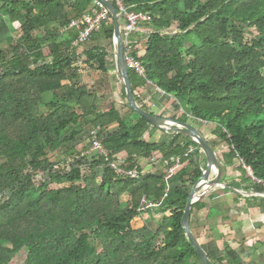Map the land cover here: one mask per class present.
Wrapping results in <instances>:
<instances>
[{"label":"trees","instance_id":"1","mask_svg":"<svg viewBox=\"0 0 264 264\" xmlns=\"http://www.w3.org/2000/svg\"><path fill=\"white\" fill-rule=\"evenodd\" d=\"M93 1L0 0V264L16 256L10 243L28 249L26 264H202L182 226L187 185L203 172L189 149L200 146L182 133L147 139L158 128L128 102L125 114L116 103L100 106L114 83L110 53L94 41L113 40L112 16L78 46L79 30H62ZM122 1L148 17L141 22L149 30L145 50L136 42L131 53L144 73L129 68L138 103L153 112L151 101L172 96L173 109L185 110L178 120L214 125L217 139L208 141L215 149L228 145L224 166L240 161L264 180V0ZM249 28L257 35L249 38ZM81 63L102 74L92 86L80 78ZM122 97L127 101L123 83ZM98 127L110 156L125 152L130 167L154 154L181 157L183 166L168 181L162 168L120 177L104 159H94L85 174L81 161L55 168L52 153L81 154L77 143ZM143 197L161 200L155 211L162 217L134 229Z\"/></svg>","mask_w":264,"mask_h":264},{"label":"crops","instance_id":"2","mask_svg":"<svg viewBox=\"0 0 264 264\" xmlns=\"http://www.w3.org/2000/svg\"><path fill=\"white\" fill-rule=\"evenodd\" d=\"M137 34L138 32L135 39L138 37ZM140 47L141 43L137 45V48ZM144 50L145 46L143 50L139 49L141 53ZM152 129L146 136L151 134ZM164 133L162 131V134ZM204 136L206 137L205 134ZM85 142L86 139L79 141L76 149H83L87 144ZM218 148L228 150L229 147L226 143H220L216 150ZM189 150L197 165L202 170L205 169L207 167L205 154L201 150L198 152L195 147H190ZM119 156L126 158L127 154L123 152ZM219 158L222 184L215 186L196 201L199 205L192 214V231L215 264H264V185L256 183L250 176L248 168L240 161L236 160L224 166L220 155ZM138 163L144 168L150 167L144 157L139 158ZM159 167L163 169L161 164H158L156 169H160ZM212 176H215V173ZM187 188L191 192L193 187L187 185ZM143 216L147 219L138 222L140 217H137L134 220L132 224L134 229H141L148 223L149 216L145 214ZM134 224L138 227L135 228Z\"/></svg>","mask_w":264,"mask_h":264},{"label":"built area","instance_id":"3","mask_svg":"<svg viewBox=\"0 0 264 264\" xmlns=\"http://www.w3.org/2000/svg\"><path fill=\"white\" fill-rule=\"evenodd\" d=\"M119 7V14L122 21V37L126 49L127 62L129 68L137 69L141 74L144 73V69L139 61L132 56V50L136 42L135 34L140 31V24L142 21L147 20L148 17L128 9L122 0H116ZM98 5L93 7L89 13H86L81 19L72 20L70 24L62 28L63 31L70 29L79 30L78 38L74 41L73 46H78L80 43L86 42L90 39L92 34L99 31L103 24L109 20L110 12L107 7L97 1ZM81 72H83L81 70ZM228 146V145H227ZM86 150L82 151L79 155H70L65 160L55 163V168L65 167L70 169L72 165H76L78 161L82 162V173H88L90 163L94 159H104L108 166H110L118 176L139 178L142 174L155 172L156 166L161 164L163 166V173L165 179L168 181L182 168L183 163L181 157H173L171 160H161L157 154H154L150 158H146L150 167L144 168L142 166L130 167L126 159L117 156H110L107 148L104 145L102 136H100V128H95L91 131L89 143L84 147ZM192 150V149H191ZM189 150V153L191 152ZM250 176L256 183L264 185V180L259 179L253 175V172L248 168ZM161 206L160 201L148 200L143 197L141 205L138 209L140 215H143L148 209L157 210Z\"/></svg>","mask_w":264,"mask_h":264},{"label":"water","instance_id":"4","mask_svg":"<svg viewBox=\"0 0 264 264\" xmlns=\"http://www.w3.org/2000/svg\"><path fill=\"white\" fill-rule=\"evenodd\" d=\"M103 3L109 10L114 21V35L113 41L115 45L116 57V71L119 79L122 81L127 95V102L129 106L135 110L139 115L146 118L153 126L168 133H182L191 136L200 146V150L207 158V167L203 169L202 175L195 182L189 194L187 204L183 213L182 226L185 234L193 247L196 249L202 264H215L208 256L205 249L198 242L194 232L191 228V211L192 205L196 203L204 194L209 192L215 186L221 185V161L217 150L204 136L199 126L201 120L196 119L193 122L181 121L165 116L154 114L153 112L145 110L137 101L133 91V84L130 78L129 64L126 57V49L122 37V21L118 8L113 0H96ZM172 96L162 93L157 105L164 101H170ZM179 103V102H178ZM178 103L175 105L177 106ZM215 173V176H212Z\"/></svg>","mask_w":264,"mask_h":264},{"label":"rangeland","instance_id":"5","mask_svg":"<svg viewBox=\"0 0 264 264\" xmlns=\"http://www.w3.org/2000/svg\"><path fill=\"white\" fill-rule=\"evenodd\" d=\"M98 5L97 1H93L92 6L96 7ZM10 26L13 28L14 34L15 35H19L20 33V24L18 22H14L11 23ZM176 30H170L168 31V33H176ZM257 30L255 28H249L248 30V37L252 38L255 35H257ZM149 35V30L146 29L144 27L143 24H140V31L138 32V34L136 36L137 42L142 44L141 50H143V47L145 46V39L146 37ZM67 35H62L61 37H66ZM95 37H97V41L93 40L95 43H97L98 45H100L101 47H104L109 53V63H108V67H109V72L112 75L113 78V87L112 90H109L108 92H106L104 95L105 100H102L100 103V106L103 107L104 109H108L110 108V106L112 105V103H116L117 107L120 109V111L122 113H127L128 112V108L126 107V103L127 101H125V99L122 97V81L119 79L118 75H117V71H116V57H115V45H114V41L112 39H107V38H103L101 36H97L95 35ZM92 40H90V43H94L92 42ZM49 42H44V52L45 55L49 54V47H48ZM16 49L19 48V45H15L14 46ZM139 48V49H140ZM83 50V46L80 47L79 51ZM81 69L83 72H81L80 78L83 82L89 84V86H92L94 84L95 81H97L98 79H100L102 77V74L94 68L88 67L86 66V64H82L81 63ZM115 74L117 76H115ZM116 77V78H115ZM159 100V99H158ZM84 103L86 106L88 107H92L91 105V101L89 96H85L84 97ZM157 102L154 103V101H151V103H149L150 106V110L153 111L155 114L160 115V116H165V117H171L172 115H176L177 116V120L178 117L182 115V113L185 112V110L181 109L179 111H175L172 107V104L175 102V99H172L170 101H164L162 104L157 105ZM192 121V120H189ZM199 128L203 131V133L206 135V137L208 138L209 141H215L216 137L215 135H213L212 131L214 128V125L211 124H207V125H200ZM159 129V128H158ZM164 132V131H163ZM171 133L165 132L164 134H162V131L159 130H154L152 129L151 134L147 135L146 138L147 139H151V141L153 142H160V141H167L170 139ZM89 136L86 139L85 144L89 143ZM86 144V145H87ZM86 147V146H85ZM86 150V148L81 149L79 152H82ZM223 148H218L217 152L220 155L223 152ZM52 160L55 161H62L65 160L68 155L64 154L63 152H56V153H52L50 155ZM127 157V156H126ZM160 168V167H159ZM89 172V170H88ZM56 185H52V187H55ZM145 216H151V222L156 226L157 225V221L161 218L162 214L156 213V211H146ZM143 214V215H144ZM143 215H140L139 219L137 220L138 222L140 221H144L145 218L147 219V217H144ZM136 221V222H137ZM149 223V222H148ZM135 228L138 227L137 224H134ZM9 246H11L15 253L16 256L13 259L12 264H26V257H27V253H28V249L20 243L17 244H8Z\"/></svg>","mask_w":264,"mask_h":264}]
</instances>
